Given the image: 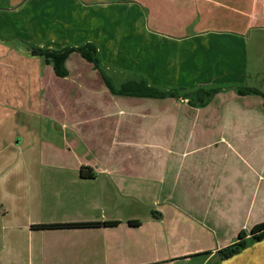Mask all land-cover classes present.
Masks as SVG:
<instances>
[{"label": "crops", "instance_id": "crops-1", "mask_svg": "<svg viewBox=\"0 0 264 264\" xmlns=\"http://www.w3.org/2000/svg\"><path fill=\"white\" fill-rule=\"evenodd\" d=\"M254 30L264 0L0 6V264H264L252 234L264 225V97L193 94L240 82ZM87 43L116 90L145 80L177 95L114 94L87 60L70 68L79 53L59 77L30 50ZM111 66L134 74L117 84ZM241 233L244 247L224 256Z\"/></svg>", "mask_w": 264, "mask_h": 264}, {"label": "trees", "instance_id": "trees-1", "mask_svg": "<svg viewBox=\"0 0 264 264\" xmlns=\"http://www.w3.org/2000/svg\"><path fill=\"white\" fill-rule=\"evenodd\" d=\"M123 2H127L130 0H120ZM31 53L33 56L42 57L45 59V61L51 63L54 67L55 73L59 77H66L68 75V71L65 67V63L69 56L77 52L79 53L85 60L92 63L94 67L99 70L102 78L104 79L107 87L113 92L114 94H121V95H130V96H139V97H146V98H165L167 96H176L177 93L174 91H163L161 89H158L156 87L150 86L145 80H139V81H129L125 83L120 90H116L115 87L112 85V82L110 78L103 72L101 68V59L99 57L98 48L96 45L92 43H87L79 47H66L62 50H52V49H42V48H36L32 47L30 48ZM215 91H205V90H198L193 94H212ZM259 91L257 90H245L240 89L238 91L241 95H246L250 93L258 94ZM83 177L86 176V178H92L93 173H91V170L89 168L83 169ZM119 222L118 221H105V222H87V223H68V224H48V225H41L38 226L40 228L45 229H54V228H87V227H97L100 225L105 226H115ZM140 222L138 221H130L129 224L131 225H137ZM252 234L254 236V239H260L264 236V225H259L255 227L252 230ZM244 233H241L239 235V241L237 244L227 248L224 250L223 255L228 257L236 252H238L242 247H244L243 238Z\"/></svg>", "mask_w": 264, "mask_h": 264}, {"label": "rangeland", "instance_id": "rangeland-1", "mask_svg": "<svg viewBox=\"0 0 264 264\" xmlns=\"http://www.w3.org/2000/svg\"><path fill=\"white\" fill-rule=\"evenodd\" d=\"M0 6L4 8H8L9 6H11V0H0ZM242 45H243L242 51H243V56H244L242 74L240 76H237V80L240 79V82L236 83V85H228L230 83L226 84V82H224L223 84L219 85V87H217L218 89L214 90L215 92L212 94L213 96L222 97L225 95L235 94L240 89H245V90L254 89V90L259 91L258 94L256 95H259V97H264V31L254 30V31L249 32L246 40L243 42ZM80 57L81 56L76 55V57L73 58L69 62L71 69H73L76 59H80L81 61L83 62L85 61V63H87L86 60ZM211 60L212 58H210L209 61ZM87 65H91V64H87ZM92 65L91 67H94V65L93 66ZM111 69H113L112 66L109 67L108 70L106 69L104 71L110 77H112L113 80H115V83L117 84L119 83L121 78L124 80L131 79L132 78L131 75L134 74V72H129L128 70L119 69V71H111ZM82 73H83V76L86 77L87 79H90L92 77L94 80L95 77H99V81L101 82L102 80L100 74L97 73L96 69L94 68L91 70V69H88V67L87 68L83 67ZM196 91H194V93ZM210 91H213V90H210ZM253 94L254 93H252L253 99H257L256 97H254ZM202 99L208 100L209 98L207 96H204ZM195 100L197 101V99ZM247 105L253 106L254 103L243 102L241 103L240 108L243 109ZM216 106H217V102L214 101L210 104L209 107L204 106V107H201V108L198 107V108L201 110H208V109L216 110L217 109ZM259 125H264V117H259Z\"/></svg>", "mask_w": 264, "mask_h": 264}]
</instances>
